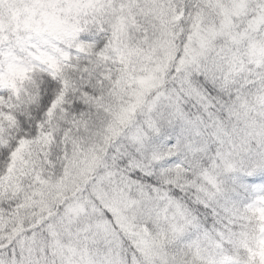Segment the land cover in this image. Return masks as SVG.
<instances>
[{
  "label": "snow or ice",
  "instance_id": "6c2138e0",
  "mask_svg": "<svg viewBox=\"0 0 264 264\" xmlns=\"http://www.w3.org/2000/svg\"><path fill=\"white\" fill-rule=\"evenodd\" d=\"M165 6L162 59L119 103L114 76L85 64L72 89L37 58L0 160L10 171L59 116L64 159L30 224L5 229L0 264H264V0Z\"/></svg>",
  "mask_w": 264,
  "mask_h": 264
},
{
  "label": "trees",
  "instance_id": "16d2710c",
  "mask_svg": "<svg viewBox=\"0 0 264 264\" xmlns=\"http://www.w3.org/2000/svg\"><path fill=\"white\" fill-rule=\"evenodd\" d=\"M168 33L165 0H0V151L11 149L21 132L16 117L31 115L18 96L27 100L42 82L47 69L38 57L59 63L72 89L81 83L85 64L90 75L114 76L119 103L157 67ZM62 121L59 116L45 125L47 138L23 144L10 171L0 160V239L8 236L6 228L30 224L38 202L59 181L63 142L53 137Z\"/></svg>",
  "mask_w": 264,
  "mask_h": 264
}]
</instances>
